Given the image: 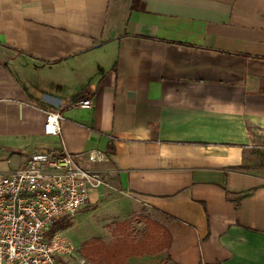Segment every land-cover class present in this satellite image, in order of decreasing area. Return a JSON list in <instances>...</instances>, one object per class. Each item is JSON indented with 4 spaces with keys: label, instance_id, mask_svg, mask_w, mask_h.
<instances>
[{
    "label": "crops",
    "instance_id": "1",
    "mask_svg": "<svg viewBox=\"0 0 264 264\" xmlns=\"http://www.w3.org/2000/svg\"><path fill=\"white\" fill-rule=\"evenodd\" d=\"M60 149L145 217L95 260L264 264V0H0V173Z\"/></svg>",
    "mask_w": 264,
    "mask_h": 264
},
{
    "label": "built area",
    "instance_id": "2",
    "mask_svg": "<svg viewBox=\"0 0 264 264\" xmlns=\"http://www.w3.org/2000/svg\"><path fill=\"white\" fill-rule=\"evenodd\" d=\"M69 106L89 109L91 100ZM44 114L43 135L60 136L61 113ZM106 161L96 149L75 155L60 149L33 154L25 167L0 173V264H85L61 231L48 233L55 222L88 207L95 192L113 189L105 172L85 166Z\"/></svg>",
    "mask_w": 264,
    "mask_h": 264
},
{
    "label": "rangeland",
    "instance_id": "3",
    "mask_svg": "<svg viewBox=\"0 0 264 264\" xmlns=\"http://www.w3.org/2000/svg\"><path fill=\"white\" fill-rule=\"evenodd\" d=\"M257 153L263 154L260 156L264 158V152ZM109 192L101 211L95 213V210H82L60 226L62 233L76 246L77 254L83 257L85 264H95V240L96 246L100 244L102 248L113 243L116 237L126 236V233L129 234L127 231L133 229L131 237L135 241L140 238L144 228L142 221L145 217L126 200L127 197L111 190Z\"/></svg>",
    "mask_w": 264,
    "mask_h": 264
},
{
    "label": "trees",
    "instance_id": "4",
    "mask_svg": "<svg viewBox=\"0 0 264 264\" xmlns=\"http://www.w3.org/2000/svg\"><path fill=\"white\" fill-rule=\"evenodd\" d=\"M94 208H92V207L90 208V206H89V207L85 208L84 210H88V209L90 210V209H94ZM66 219H68V218H64L62 220L55 222L52 225L50 232L48 233V236L52 235L56 231H61L60 226L64 223V221H66ZM146 238H148V237H146ZM166 242H167V240L164 237V241L161 242L159 244V246L163 247L164 245H166ZM142 253H143V250L141 248L140 243L125 246L123 244V241H122L117 245L114 252L106 253V254L105 253L100 254L99 259L95 260V264H121L122 259L124 257L137 256V255H141Z\"/></svg>",
    "mask_w": 264,
    "mask_h": 264
}]
</instances>
